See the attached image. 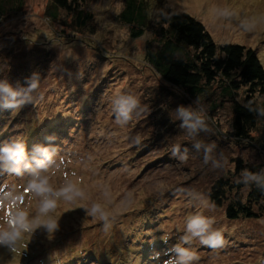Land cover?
I'll use <instances>...</instances> for the list:
<instances>
[{
	"label": "rangeland",
	"instance_id": "rangeland-1",
	"mask_svg": "<svg viewBox=\"0 0 264 264\" xmlns=\"http://www.w3.org/2000/svg\"><path fill=\"white\" fill-rule=\"evenodd\" d=\"M164 1L201 21L217 44L253 48L264 67V0ZM124 2L89 0L96 21L93 33L64 29L62 19L52 23L45 15L49 0H24L21 11L0 20V45L5 46L0 49V79L22 87L34 72L39 75L31 103L18 110L0 108V145L17 137L36 142L55 136L58 167L46 173L51 187L58 190L71 182L84 193L71 202L59 198L56 209L41 217L59 222L55 232L41 227L24 233L15 253L0 247V264H139L140 252L128 239L147 229L150 241L172 246L184 234L186 217L195 212L213 217L225 239L217 249L205 250L196 242L199 264H264V215L229 221L208 199L210 178L225 172L232 157L256 161L264 159V153L224 137L231 115L228 104L214 113L213 123L218 122L221 133H213L209 124L210 131L192 139L175 122L159 130V116L165 115L156 108L168 106L170 117L177 119V106L195 109L197 104L177 89L169 95L158 80L144 60L150 32L132 38L128 25L116 18ZM60 33L77 39L69 41ZM118 93L136 95L143 109L123 127L116 123L112 106ZM59 126H65L64 132ZM256 130L264 137V124ZM159 131L153 143L146 142ZM197 140L216 145L213 156L219 160L223 155L221 168L204 163L203 148L192 150L191 143ZM173 144H179L181 152L187 148V161L171 156ZM64 152L69 159L60 161ZM27 179L25 174L16 182L0 183V197L10 190L22 196L17 201L0 199V225L6 227L4 217L16 210L29 219L37 216L40 198L25 190ZM186 189L202 193L208 206L194 204ZM92 203L101 204L109 214L107 231L98 217L86 215L84 208ZM163 246L157 249L160 264L167 259Z\"/></svg>",
	"mask_w": 264,
	"mask_h": 264
},
{
	"label": "trees",
	"instance_id": "trees-1",
	"mask_svg": "<svg viewBox=\"0 0 264 264\" xmlns=\"http://www.w3.org/2000/svg\"><path fill=\"white\" fill-rule=\"evenodd\" d=\"M88 1L49 0L45 15L52 23L62 19L60 22L63 28L70 29L73 33H93L96 21L92 11L88 9ZM124 1V7L116 18L128 25L132 38L141 37L146 31L150 32L151 38L144 43V60L157 73L162 85L171 92L169 95L173 96L177 89L194 102L198 98L206 105L207 123L212 125L215 134L221 133L218 122L213 123L215 109L228 104L231 115L224 137L234 145L242 143L246 148L264 153V137L257 134L259 131L256 130L259 124H264V117H258L255 111H249V106L254 109L264 108V67L256 51L245 45L217 44L201 21L185 11L172 8L164 0ZM23 6L24 0H0V20L18 13ZM161 10L167 12L169 18L161 16ZM60 35L67 36L69 41L77 39L72 34ZM4 47L0 45V49ZM213 84L216 86H212ZM156 109L160 115H165L164 119L159 116V130L169 123L173 126V122L177 124L176 128L182 129L180 121L170 117L168 106ZM152 124L157 123L152 121ZM59 127L61 131L65 128ZM161 133L162 131L154 132L146 142L153 143L159 136L157 134ZM48 136L50 135H46ZM31 139H24L30 154L35 144H52L57 148L56 139L36 142ZM194 143H191L192 150H196ZM63 158L67 160L69 155L64 152L59 157L60 161ZM162 158L170 162L172 157ZM243 169L260 172L264 170V159L250 161L242 157H232L225 172L213 173L214 177L210 178L212 180L208 199L213 206L223 210L224 217L229 221L255 219L264 215V190L257 188L255 184L246 186L237 183ZM2 177L10 179L5 181ZM17 179L14 175H4L0 176V183H13ZM145 234L148 235L147 229L139 232L138 238H130L127 242H132L130 247L140 252L139 264H160L154 254L163 245L160 246V240L150 241ZM170 247L167 245L161 249L164 253ZM207 248L209 247L204 246L205 250Z\"/></svg>",
	"mask_w": 264,
	"mask_h": 264
},
{
	"label": "clouds",
	"instance_id": "clouds-1",
	"mask_svg": "<svg viewBox=\"0 0 264 264\" xmlns=\"http://www.w3.org/2000/svg\"><path fill=\"white\" fill-rule=\"evenodd\" d=\"M160 15L169 18L168 13L161 10ZM39 88V75L33 73L26 78V83L22 87H14L8 79H0V108L18 110L28 103L32 102V93ZM197 107L192 105H179L175 109L176 118L180 121V127L184 129L189 137H196L201 132L210 131L207 123V113L204 105L196 99ZM113 112L116 123L123 127L126 126L134 117L143 111L139 97L128 93H118L112 101ZM249 111H255L258 117H264V108H252ZM47 140L53 141L55 136L46 137ZM199 151L204 149V163L211 161L213 168H221L224 160L216 159L213 156L216 145L205 144L202 140H197L194 145ZM57 148L52 144L43 145L35 144L31 149V154L26 147L25 142L19 137L10 139L0 145V176L14 175L24 177L27 174L26 191L33 192L39 197V207L37 216L29 219L28 215L22 210H16L10 215L4 217L6 227L0 225V247L5 248L10 253L17 251V242L26 232H33L35 229L43 227L48 233L55 232L59 228V222L48 216L47 220H41L42 216H47L57 207V200L63 197L66 201H74L76 198H83L84 193L71 182H67L63 187L54 190L46 175L48 169L57 166L55 161ZM173 156L184 162L188 159V150L185 148L181 152L179 144L171 146ZM237 183H243L248 186L255 184L257 188L264 190V170L252 172L243 169L237 178ZM3 187H6L3 186ZM3 188L0 187V191ZM10 190L0 199L17 201L22 196L13 194ZM187 197L194 204L208 206V202L202 193L194 189L184 190ZM86 215L93 218H99L103 221V227L107 231L111 227L109 214L103 209L101 204L92 203L90 207L84 208ZM215 219L205 216L201 212L186 217L184 234L181 235L174 245L164 251L167 259L162 264H199L200 256L194 247L198 242L200 245L207 246L211 249L221 248L225 244L222 229L215 228ZM160 253L154 254L159 259Z\"/></svg>",
	"mask_w": 264,
	"mask_h": 264
}]
</instances>
